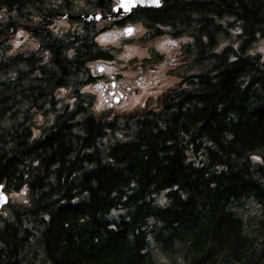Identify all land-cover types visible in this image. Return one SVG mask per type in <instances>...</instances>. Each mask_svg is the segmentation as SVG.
Segmentation results:
<instances>
[{"label":"trees","instance_id":"obj_1","mask_svg":"<svg viewBox=\"0 0 264 264\" xmlns=\"http://www.w3.org/2000/svg\"><path fill=\"white\" fill-rule=\"evenodd\" d=\"M75 1L0 0V185L26 194L0 214V264H264V0H161L102 29L36 30L81 14ZM129 21L187 42L193 74L152 109L92 114L88 64L110 58L98 34ZM20 24L37 50L9 52Z\"/></svg>","mask_w":264,"mask_h":264},{"label":"rangeland","instance_id":"obj_2","mask_svg":"<svg viewBox=\"0 0 264 264\" xmlns=\"http://www.w3.org/2000/svg\"><path fill=\"white\" fill-rule=\"evenodd\" d=\"M117 2L118 0H114V4ZM87 8L88 6H86L84 2L80 0L75 1L74 9L76 12H81ZM0 19H4L2 13H0ZM106 22L107 21H101L99 27L105 25ZM73 25L74 24H71L67 19L59 18L54 19L52 25H49L48 28L51 27L50 29H52L55 34L61 35ZM126 26H133L135 30L129 42L125 41L124 35L122 34L124 26H113L108 30L102 31L101 35L98 37L102 47H111L114 49L115 59L103 65L108 78L107 80L101 82L99 86L97 84L87 85L82 89L85 93H93L94 95V103L90 109L92 114L99 115L100 113L107 112L106 110L113 113H121L134 107L142 106L148 98V101L153 103L155 95L159 90L164 87L167 82H172L175 79V75L173 76L169 74V72L177 67L176 56L182 41L176 37L171 38L170 35H160L142 40L141 38L146 36V29L141 24L132 22L126 24ZM8 44L10 53L32 50L37 47L36 40L23 27H19L17 31L8 38ZM262 49H264V38L257 42L254 48L251 49V52L260 54L264 57V51H262ZM151 51L163 55L162 59L165 61L162 62V65L158 66V64L154 63V66H150V64L143 65L142 68L137 66L140 61H146L147 58L150 57ZM173 63H175V66L171 67L170 64ZM95 71L96 67H94V72ZM110 74H116L119 77L114 83V89L122 93H128L125 95V98L122 99L121 97L117 103L109 97H107V100L103 101L99 91L105 84L111 81ZM58 93L60 98L63 97L70 103L74 100L73 98H68V96L71 95H69L67 89H63V91L60 90ZM109 101L111 105L108 103ZM42 121L43 119L38 116L37 124ZM8 198L11 202H24L26 200V194L24 191L11 192L8 194ZM0 213L2 215L6 214L4 208L1 209Z\"/></svg>","mask_w":264,"mask_h":264},{"label":"snow or ice","instance_id":"obj_3","mask_svg":"<svg viewBox=\"0 0 264 264\" xmlns=\"http://www.w3.org/2000/svg\"><path fill=\"white\" fill-rule=\"evenodd\" d=\"M147 2H150L156 7L161 6V0H118V2L112 7L111 11L117 12V13L121 11L124 13H128L132 10V8L136 7L137 5L144 4ZM99 18L100 17L98 16L97 19ZM133 31L134 29L132 27H126L124 29L125 34H131ZM217 51H219V49H217ZM262 51H264V49H262ZM233 59H235V57H233ZM100 71H103V69H100ZM253 159L259 160V157L256 156V157H253Z\"/></svg>","mask_w":264,"mask_h":264},{"label":"water","instance_id":"obj_4","mask_svg":"<svg viewBox=\"0 0 264 264\" xmlns=\"http://www.w3.org/2000/svg\"><path fill=\"white\" fill-rule=\"evenodd\" d=\"M140 5H142V6H145V7H153L154 5L153 4H151L150 2H147V3H144V4H140ZM138 6V5H137ZM119 13H124V12H119ZM116 14H118L117 12H116ZM100 17V19L101 18H103V16L101 17L100 15H89V16H86L85 17V19H87V20H98L97 19V17ZM108 17H112V15L111 16H108ZM127 35V34H126ZM6 201H7V197H6V195L3 193V191H2V187H0V207L2 206V205H4L5 203H6Z\"/></svg>","mask_w":264,"mask_h":264},{"label":"flooded vegetation","instance_id":"obj_5","mask_svg":"<svg viewBox=\"0 0 264 264\" xmlns=\"http://www.w3.org/2000/svg\"><path fill=\"white\" fill-rule=\"evenodd\" d=\"M114 83H111V86L109 88L106 89H102V96L104 98V100H107V98H105L104 93L107 94V97L112 98V100L117 101L120 97H124V95L119 92L114 90L113 87ZM109 104L111 105V102H109Z\"/></svg>","mask_w":264,"mask_h":264},{"label":"clouds","instance_id":"obj_6","mask_svg":"<svg viewBox=\"0 0 264 264\" xmlns=\"http://www.w3.org/2000/svg\"><path fill=\"white\" fill-rule=\"evenodd\" d=\"M160 202L163 203V200H161Z\"/></svg>","mask_w":264,"mask_h":264}]
</instances>
